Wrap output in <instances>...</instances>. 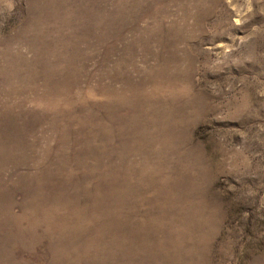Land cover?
Listing matches in <instances>:
<instances>
[{
    "label": "rangeland",
    "instance_id": "rangeland-1",
    "mask_svg": "<svg viewBox=\"0 0 264 264\" xmlns=\"http://www.w3.org/2000/svg\"><path fill=\"white\" fill-rule=\"evenodd\" d=\"M0 264H264V0H0Z\"/></svg>",
    "mask_w": 264,
    "mask_h": 264
}]
</instances>
